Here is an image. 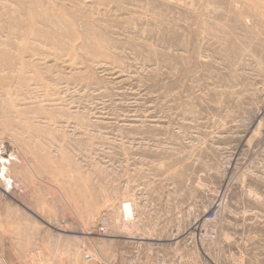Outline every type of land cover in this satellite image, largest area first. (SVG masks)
I'll return each instance as SVG.
<instances>
[{
	"label": "rangeland",
	"instance_id": "1",
	"mask_svg": "<svg viewBox=\"0 0 264 264\" xmlns=\"http://www.w3.org/2000/svg\"><path fill=\"white\" fill-rule=\"evenodd\" d=\"M0 251L264 264V0H0Z\"/></svg>",
	"mask_w": 264,
	"mask_h": 264
},
{
	"label": "built area",
	"instance_id": "2",
	"mask_svg": "<svg viewBox=\"0 0 264 264\" xmlns=\"http://www.w3.org/2000/svg\"><path fill=\"white\" fill-rule=\"evenodd\" d=\"M124 207V206H123ZM126 207H129L127 204ZM219 214V206H214V208H211L203 217L202 222H196L193 225V231L194 232H188L187 239L188 243L194 242L195 244H201L202 242H214L217 237L216 232V222ZM130 221L131 216H130ZM106 227L102 226L99 228L98 233L105 235ZM85 258L88 260L90 257L88 255L85 256Z\"/></svg>",
	"mask_w": 264,
	"mask_h": 264
},
{
	"label": "crops",
	"instance_id": "3",
	"mask_svg": "<svg viewBox=\"0 0 264 264\" xmlns=\"http://www.w3.org/2000/svg\"><path fill=\"white\" fill-rule=\"evenodd\" d=\"M179 233L180 232H174L171 235H167L165 232H161V233L158 232L156 233L157 235H155L156 239L153 240V243L151 245L155 247L156 250L158 249L162 251L166 249L174 250L179 247L178 242L181 240V236H179ZM140 240L143 241V239H140ZM155 241L157 243H155ZM5 253L6 252L3 250L2 254L4 255ZM1 264H6V263H1Z\"/></svg>",
	"mask_w": 264,
	"mask_h": 264
},
{
	"label": "bare ground",
	"instance_id": "4",
	"mask_svg": "<svg viewBox=\"0 0 264 264\" xmlns=\"http://www.w3.org/2000/svg\"><path fill=\"white\" fill-rule=\"evenodd\" d=\"M127 204L129 205V207H126L127 206ZM121 206V212H120V214H121V216L123 217V220H124V222H131V221H133L134 220V218H133V213H134V211H133V207H132V204L131 203H128V202H126V203H123L122 205H120ZM124 206V207H123ZM130 216H131V221L129 220L130 219ZM135 217V216H134ZM89 255V254H88ZM89 260V259H88ZM41 264H44V263H41ZM47 264H50V263H48L47 262Z\"/></svg>",
	"mask_w": 264,
	"mask_h": 264
}]
</instances>
